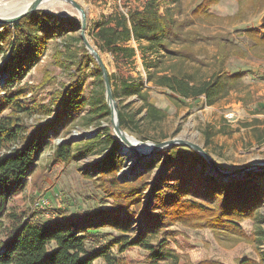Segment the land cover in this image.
I'll return each instance as SVG.
<instances>
[{"label": "rangeland", "instance_id": "1", "mask_svg": "<svg viewBox=\"0 0 264 264\" xmlns=\"http://www.w3.org/2000/svg\"><path fill=\"white\" fill-rule=\"evenodd\" d=\"M62 1L50 0L41 9L54 16L66 17L69 22L65 26V34L48 42L44 54L20 83L26 88V94L20 99L29 104L38 103L49 107L52 99L65 86L76 82L81 83V96L84 98H90L104 87L99 77L90 74L92 64L84 63L80 70L76 68L75 61L84 46L80 38L81 18L70 3ZM76 1L85 9L84 35L99 53L108 73L116 78L111 80L113 84L119 85V79L142 82V91L147 94L148 101L166 113L165 118L158 123L140 121L139 133L121 129L144 142L157 143L180 136L202 146L224 171L264 163V43L259 44L248 34V30L253 28L264 32L260 22L264 0H181L177 5L167 1L165 5L171 10L178 8L176 17L184 24L182 41L168 44V51L146 50L145 42H141L140 47L138 43L130 41L128 44L135 48V54L130 59L116 57L106 49H98L93 34L99 21L114 12L141 8L145 0ZM172 71L192 75L195 83L206 80L215 73L224 78L239 73L240 78L226 95L213 104H207L204 95L183 98L153 81L147 82V75L151 72L161 74ZM118 101L130 104V110H136L141 105V100L136 95L120 96L116 103ZM54 113H26L23 114V122L31 130L34 126L52 120ZM72 113L70 120L56 123V134L53 133L55 129L49 132L26 177L23 190L9 197L7 214L15 210L45 222L72 221L85 229L86 220L95 211L110 210L126 201L123 197L115 198L107 190H103L100 187L102 179L97 175L98 163L108 145V142L101 140L109 136V143L119 146L110 126V117L95 119L88 104ZM206 129L214 132L208 143L205 142ZM90 140L93 142L88 144ZM61 142H69L74 148V154L68 162L52 160L53 150ZM88 148H91L88 154L80 155V151ZM180 150L182 154L188 153L186 147ZM119 155L123 164L116 178L119 177L121 181L126 178L134 179L140 172L133 168L131 175L121 176L120 173L130 161L126 156ZM163 157L161 153L154 166L146 168L144 165L139 169L149 172V185L143 191L138 205L127 203L125 207L128 210L119 213L121 218L130 216L129 234L137 233L138 224L142 222L140 214L144 213L153 199L150 187L153 183H159V177L165 173ZM183 164L187 166L188 162L184 160ZM201 165L205 170L208 169L206 162L198 164L196 169H200ZM171 167L175 170L182 167V164L176 163ZM261 171L264 170L251 173ZM85 172L93 176L86 177ZM206 173L208 172L199 174V179L195 177L190 180L189 185L205 191L207 181L203 180V176ZM217 177L221 182L229 181L221 176ZM252 177L264 193V175ZM186 198L213 206L218 203L217 200L208 202L206 200L209 198L191 194ZM42 199L46 201L42 203ZM230 222L231 225L226 226H192L175 221L162 228L159 238L167 237V246L179 257L177 264H264V201L255 218ZM6 224L5 215L0 216V239L3 238V225ZM82 234L86 236L85 245L89 249L105 246L113 237L121 235L110 226L83 230ZM155 241L154 238L153 242ZM110 250L114 253L113 249ZM147 255L145 250L133 247L119 257L125 264H146ZM93 264H105V261L97 258Z\"/></svg>", "mask_w": 264, "mask_h": 264}, {"label": "trees", "instance_id": "2", "mask_svg": "<svg viewBox=\"0 0 264 264\" xmlns=\"http://www.w3.org/2000/svg\"><path fill=\"white\" fill-rule=\"evenodd\" d=\"M167 1L176 5L181 2L145 0L141 8L131 9L126 13L114 12L99 21L93 34L98 49H106L116 57L128 59L135 54V48L128 44L130 41L138 43L140 47L141 42H145L146 50L168 51V44L182 41L181 31L184 24L176 17L178 8L171 10L165 5ZM68 22L66 17L36 10L12 25L0 24V216L5 215L7 219V224L3 225V238L0 239V264H93L97 258H102L105 264H125L119 255L133 247H139L148 253L146 264L166 261L177 264L179 257L167 246V237L159 238L162 228L168 224L176 221L192 226H226L231 225L230 221L255 218L264 201V193L254 183L252 176L264 175V171L249 172L242 178L221 182L217 175L211 174L202 165L200 169H196L205 160L195 150L175 145L169 150L158 151L154 158L145 163L146 168L154 166L156 158L162 153L165 173L159 177V183H153L150 187L153 199L150 206L144 209V213L140 214L142 222L138 224L137 233L129 234L130 216L121 218L119 213L128 210L125 207L127 203L139 204L143 191L149 185V172L144 171L131 180L121 181L116 178L123 159L119 155V146L109 143V136L101 140L108 142V145L98 163L97 175L102 179L100 187L115 198L123 197L126 200L124 203L110 210L95 211L86 220L85 229L72 221L45 222L15 210L6 213L9 197L23 190L26 177L57 122L61 124L70 120L73 117L72 112H77L86 104L95 119L101 120L110 114L104 87L90 98H84L81 96L80 82L65 86L52 99L49 107L38 103L29 104L28 101L20 99L26 94V88L20 85L22 79L44 54L48 42L65 34ZM262 27L264 28V24ZM248 34L259 44L264 43V32L261 29H250ZM81 51L75 61L76 68L80 70L84 63L92 64L90 74L99 77V81L103 83L102 73L95 59L84 46ZM108 78L110 86H113L112 96L115 100L120 96L131 95H136L141 100V105L136 110H130L128 103L117 102L120 127L139 133L140 121L153 124L165 118L166 113L148 101L147 94L142 91V82L119 79V85H114L111 81L116 79L114 75L108 73ZM239 78V73L227 78L215 73L208 79L195 83L192 75L172 71L161 74L151 72L147 75V82L153 81L183 98L204 95L206 103L213 104L226 95ZM6 110L9 112L5 113ZM35 111L45 114H52L54 111L55 115L52 120L28 130L23 122V114ZM136 116L138 117L135 118ZM56 132L55 129L53 133ZM204 134L205 142L208 143L214 132L206 129ZM88 142L91 144L93 140ZM182 147L188 148L187 154L181 153ZM90 150L91 148L80 151V155L88 154ZM73 154V146L69 142H61L55 146L52 160L68 162ZM184 160L188 162L187 166L183 164ZM176 163H181L182 167L173 170L171 166ZM206 171L208 173L203 176V180L207 181L205 191L189 185L190 180L195 177L199 179V174ZM84 175L93 176L88 172ZM189 194L209 198L206 200L208 202L217 200L218 203L213 206L186 198ZM103 226H110L121 235L113 237L105 246L87 248L86 236L82 231Z\"/></svg>", "mask_w": 264, "mask_h": 264}, {"label": "water", "instance_id": "3", "mask_svg": "<svg viewBox=\"0 0 264 264\" xmlns=\"http://www.w3.org/2000/svg\"><path fill=\"white\" fill-rule=\"evenodd\" d=\"M43 0H31L30 4L22 10H16L14 12H8V13H0V24H14L17 23L22 17L27 15L30 12L36 11V10H41L42 8L39 7L40 3H42ZM68 3H70L79 13L80 18H81V35L80 38L83 42L84 47L88 51V53L95 59L97 65L99 66L101 73H102V79H103V84H104V94H105V99L106 103L109 107V117H110V126L113 129V133H120L121 127L119 124V119H118V110H117V103L116 100L112 96V89L110 86V81L108 78V71L104 67V64L102 62V59L97 52V50L90 44L86 36L84 35V28H85V9L84 7L76 0H63ZM260 22L264 24V12L262 13L260 17ZM115 112L116 116V121H113V114ZM118 141V140H117ZM119 142V141H118ZM151 143V148L147 151H142L140 149H137L135 147H131V149H125L121 144L119 143V153L122 156H126L127 160H133L135 161V164H138L136 167V171L142 173L144 170H140V168L144 167L146 161H148L151 158H154L156 156V153L158 151L164 150V149H169L172 146L175 145H181V146H186L189 147L193 150H195L199 155L203 157V159L206 162L207 165V170L217 176H221L224 179L231 180L234 178H241L244 175H246L249 172L252 171H259V170H264V163H254L251 164L248 167H245L240 170H235V171H224L218 167V165L214 162L212 157L209 155V153L200 145H197L195 143H191L189 141H186L182 139L180 136H176L173 138H169L157 143L146 141ZM132 152V153H131ZM135 171V172H136ZM139 173V174H140ZM119 179V177H118ZM120 180V179H119ZM127 180V178L125 179Z\"/></svg>", "mask_w": 264, "mask_h": 264}, {"label": "bare ground", "instance_id": "4", "mask_svg": "<svg viewBox=\"0 0 264 264\" xmlns=\"http://www.w3.org/2000/svg\"><path fill=\"white\" fill-rule=\"evenodd\" d=\"M30 2L31 0H0V13H8V12H14L16 10L19 11V10L25 9L30 4ZM49 3H50V0H43L42 3H40L39 7L45 8ZM113 121L114 122L116 121L115 112L113 114ZM121 130L122 131L120 133H113V134H114V137L119 141L121 146H123L125 149H131V147H135L142 151H147L151 148V143L139 141L134 136L129 135L123 129ZM137 166L138 164H135V161L130 160V163L120 173L121 176L131 175L133 172V169H136Z\"/></svg>", "mask_w": 264, "mask_h": 264}, {"label": "built area", "instance_id": "5", "mask_svg": "<svg viewBox=\"0 0 264 264\" xmlns=\"http://www.w3.org/2000/svg\"><path fill=\"white\" fill-rule=\"evenodd\" d=\"M124 13H126V12H124ZM45 201H46V200H44V199L41 200L42 203H44Z\"/></svg>", "mask_w": 264, "mask_h": 264}]
</instances>
